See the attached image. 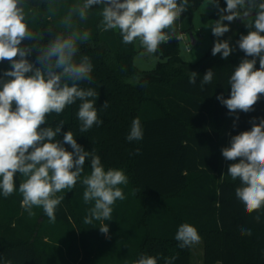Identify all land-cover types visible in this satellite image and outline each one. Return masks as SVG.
<instances>
[{"label":"trees","instance_id":"trees-1","mask_svg":"<svg viewBox=\"0 0 264 264\" xmlns=\"http://www.w3.org/2000/svg\"><path fill=\"white\" fill-rule=\"evenodd\" d=\"M204 1L189 0L180 25L175 22L176 37L162 43L153 54L159 62L152 72L140 71L133 64L134 56L145 51L139 41L124 44L118 30L103 31V6H92L88 21L80 25L91 36L79 45L77 59L87 55L92 61L93 83L83 82L80 86L99 93L96 107L103 123L80 133L77 101L60 115L50 114L42 127H55L64 120L58 140L62 141L63 133L70 130L85 150H95L105 170L124 171L128 183L120 187L126 199L115 202L112 220L84 223L87 210L93 206L84 203L86 186L81 182L91 172L88 159L75 187L57 193L65 198L52 222L42 207H34L33 215L21 207L18 189L25 177L17 173L16 191L7 198L0 192V264H97L101 254L99 260L105 264H133L141 255L157 257L158 264L172 256L178 257L173 264H191L192 246L181 249L175 239L184 223L198 231L204 246L203 264H264V210L259 213L260 222L254 219L257 213H246L235 196L240 181H233L227 174L228 166L238 161H228L221 153L222 148L230 146L232 136L251 129L250 120L264 118V96L253 111L231 115L217 99L221 94L230 98L228 79L243 59H252L237 45L240 36L249 31L248 21H236L230 29L227 39L233 43L234 51L226 60L220 54H211L213 39L212 48L201 61L186 63L180 57L177 37L187 32L193 36L192 13ZM74 2L77 0H26V10L33 18L30 27L44 36L41 43L54 35L47 27L57 25V30H62L57 21ZM50 5L58 9L51 20ZM219 5L225 8L226 0H219ZM212 17L218 20L219 12ZM30 43L23 41L21 46ZM37 55L33 52L29 61L34 62ZM256 59L258 69L259 58ZM10 68V62H0V86L3 80L10 79L3 77ZM208 69H213L214 79L202 91L200 82ZM191 72L198 74L195 85L188 82ZM106 100L109 107L101 109ZM236 115L239 120L233 127ZM135 118L141 121L143 139L129 142L126 137ZM64 147L71 151L70 146ZM50 223L75 231L78 250L74 256L54 250L46 228ZM102 223L109 226L107 237L99 231ZM241 228H251L252 235L242 236ZM132 242L137 251L122 250L123 244Z\"/></svg>","mask_w":264,"mask_h":264},{"label":"clouds","instance_id":"clouds-1","mask_svg":"<svg viewBox=\"0 0 264 264\" xmlns=\"http://www.w3.org/2000/svg\"><path fill=\"white\" fill-rule=\"evenodd\" d=\"M25 3L26 0H0V62L6 60L11 65L10 70L3 72V77L10 79L3 80L0 86V192L5 198L11 196L16 191L15 175L20 173L25 177L18 189L22 195L21 207L29 215H33L34 207H42L55 222L56 209L65 198L57 193L75 187L86 160L90 159L91 172L81 182L86 186L84 203L93 206L87 210L84 223L110 221L115 202L126 199L120 187L128 183L124 171L105 170L95 150H85L70 130L63 133L62 141L58 140L64 120L55 127L42 126L50 114L60 115L77 101L80 133L103 123L96 107L99 93L94 88L80 86L83 82L93 83L92 61L87 55L77 59L79 45L91 36L80 25L88 21L92 6H103L100 9L103 31L118 30L124 44L139 41L147 54H155L162 43L176 37L175 22L189 7V0H77L67 6L57 21L62 30H57V25L47 27L54 35L46 43H41L43 34L30 27L33 18ZM209 3L219 12V19L211 25L217 38L230 31L224 21H248L249 31L240 36L237 45L252 59H243L228 79L230 98L225 99L221 94L217 99L230 115L251 112L264 96V0H226V8L220 7L219 0ZM57 14L58 9L50 5L48 19ZM23 41L31 43L22 47ZM233 51L228 40L218 39L211 54H220L226 60ZM33 52L38 55L30 62L28 57ZM197 75L191 72L188 82L195 85ZM214 75L213 69L206 71L200 82L202 91L204 85L212 83ZM108 107L106 100L100 108ZM238 120L236 115L233 127ZM249 123L251 129L232 136L230 146L222 148L221 153L228 161H238L228 166L227 174L233 181L239 179L235 196L245 206L246 213H257L254 219L260 222L259 213L264 210V118H253ZM126 139L129 142L143 139L139 118L133 119ZM64 145L70 146L71 151ZM99 231L107 237L109 226L102 223ZM240 233L251 236L252 229L241 228ZM175 239L178 247L184 249L200 243L201 238L194 226L184 223ZM177 258H164V264H173ZM133 264H158V258L141 255Z\"/></svg>","mask_w":264,"mask_h":264},{"label":"rangeland","instance_id":"rangeland-1","mask_svg":"<svg viewBox=\"0 0 264 264\" xmlns=\"http://www.w3.org/2000/svg\"><path fill=\"white\" fill-rule=\"evenodd\" d=\"M216 12L217 9L213 7L211 3H209V0H205L198 9L193 11L191 17L192 35L196 40V44H191V32H187L184 34V40L180 42V57L184 62L196 64L201 61L212 48L213 39L215 40V42L218 39L222 41L228 40L227 37H229V32L225 33L222 37L213 38L211 25L214 24L216 20H214L212 16L215 15ZM180 19L181 17L177 20L179 25L181 21ZM237 20L232 22L224 21V23L228 24L229 28L232 29L235 26ZM230 46H233V43H230ZM141 53L144 54L142 55ZM158 62L159 59L156 56H154L153 54H147L145 51L137 53L133 58V64L140 71L144 72H152ZM46 228L48 233L51 234V239H53L52 245L54 250L60 251L63 255H66V253H68V255L72 254L74 256L77 253V236L75 234V231L71 227L50 223ZM127 249L131 250V252H135L138 250L137 245H135L134 242L122 245L123 251H126ZM203 253L204 246L202 240L200 239V243L192 246L191 264H203ZM102 257L103 255L101 254L99 259H101ZM99 259L97 264H105L102 260ZM114 264L121 263L115 262Z\"/></svg>","mask_w":264,"mask_h":264},{"label":"water","instance_id":"water-1","mask_svg":"<svg viewBox=\"0 0 264 264\" xmlns=\"http://www.w3.org/2000/svg\"><path fill=\"white\" fill-rule=\"evenodd\" d=\"M253 16H254V13L252 14ZM237 21H242V19H238ZM190 39H191V44L192 45H195L196 44V42H195V39L193 38V36H190Z\"/></svg>","mask_w":264,"mask_h":264},{"label":"built area","instance_id":"built-area-1","mask_svg":"<svg viewBox=\"0 0 264 264\" xmlns=\"http://www.w3.org/2000/svg\"><path fill=\"white\" fill-rule=\"evenodd\" d=\"M178 40H179L180 42L183 41V40H184V34L179 35V36H178ZM188 46H189V44H188Z\"/></svg>","mask_w":264,"mask_h":264}]
</instances>
